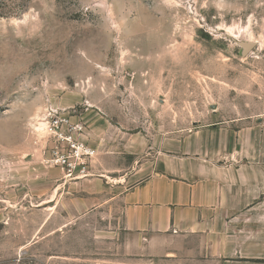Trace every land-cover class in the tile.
I'll list each match as a JSON object with an SVG mask.
<instances>
[{"label":"rangeland","instance_id":"1","mask_svg":"<svg viewBox=\"0 0 264 264\" xmlns=\"http://www.w3.org/2000/svg\"><path fill=\"white\" fill-rule=\"evenodd\" d=\"M97 107L151 139L264 122V0H0V264H139L111 210L45 182L66 181L45 164L46 114L84 121L97 156Z\"/></svg>","mask_w":264,"mask_h":264},{"label":"crops","instance_id":"2","mask_svg":"<svg viewBox=\"0 0 264 264\" xmlns=\"http://www.w3.org/2000/svg\"><path fill=\"white\" fill-rule=\"evenodd\" d=\"M84 117L98 174L45 182L82 212L111 210L124 262L264 264V122L151 139L120 130L99 107Z\"/></svg>","mask_w":264,"mask_h":264},{"label":"built area","instance_id":"3","mask_svg":"<svg viewBox=\"0 0 264 264\" xmlns=\"http://www.w3.org/2000/svg\"><path fill=\"white\" fill-rule=\"evenodd\" d=\"M69 112L53 109L46 114L49 146L45 164L60 169L66 181H77L93 175L96 149L89 142L85 122Z\"/></svg>","mask_w":264,"mask_h":264},{"label":"water","instance_id":"4","mask_svg":"<svg viewBox=\"0 0 264 264\" xmlns=\"http://www.w3.org/2000/svg\"><path fill=\"white\" fill-rule=\"evenodd\" d=\"M256 43H257L256 41L239 42V45L242 48V56H245L248 53V51H250V49L256 45Z\"/></svg>","mask_w":264,"mask_h":264}]
</instances>
